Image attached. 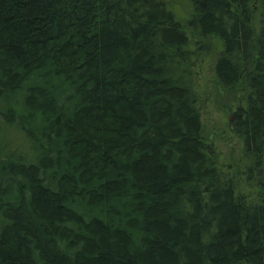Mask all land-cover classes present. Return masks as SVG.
<instances>
[{
  "label": "trees",
  "instance_id": "trees-1",
  "mask_svg": "<svg viewBox=\"0 0 264 264\" xmlns=\"http://www.w3.org/2000/svg\"><path fill=\"white\" fill-rule=\"evenodd\" d=\"M186 1L0 0V264H264V0ZM187 29L245 93L241 188Z\"/></svg>",
  "mask_w": 264,
  "mask_h": 264
},
{
  "label": "rangeland",
  "instance_id": "rangeland-1",
  "mask_svg": "<svg viewBox=\"0 0 264 264\" xmlns=\"http://www.w3.org/2000/svg\"><path fill=\"white\" fill-rule=\"evenodd\" d=\"M176 17L185 25L193 15L192 5L186 0H163ZM188 26V25H187ZM186 26V27H187ZM188 30V29H187ZM190 35V48L196 50L201 44L212 46V56L205 57L197 63L198 73V93L201 97L200 107L203 113L204 122L203 133L206 138L215 144L220 153V163L226 168H231L233 176L237 179L239 188L243 187V172L246 162L243 154V143L229 129V117L233 109L239 102L245 100V93L238 88L235 92H230L219 86L213 73L214 61L222 45L218 41L208 43L192 30H188ZM217 52V53H216ZM203 52H201V56ZM200 59V58H199ZM2 119L0 118V123ZM241 174V175H240Z\"/></svg>",
  "mask_w": 264,
  "mask_h": 264
}]
</instances>
